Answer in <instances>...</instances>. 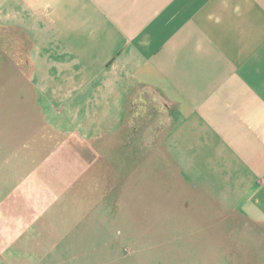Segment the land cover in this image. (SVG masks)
I'll list each match as a JSON object with an SVG mask.
<instances>
[{
  "label": "crops",
  "instance_id": "1",
  "mask_svg": "<svg viewBox=\"0 0 264 264\" xmlns=\"http://www.w3.org/2000/svg\"><path fill=\"white\" fill-rule=\"evenodd\" d=\"M0 13L23 29L41 108L118 134L134 172L168 190L152 204L181 203L178 187L189 220H242L264 242V0H0ZM33 211L10 242L31 259L13 262L63 264L35 220L71 214Z\"/></svg>",
  "mask_w": 264,
  "mask_h": 264
},
{
  "label": "rangeland",
  "instance_id": "2",
  "mask_svg": "<svg viewBox=\"0 0 264 264\" xmlns=\"http://www.w3.org/2000/svg\"><path fill=\"white\" fill-rule=\"evenodd\" d=\"M23 40V29H9L0 13L1 250L30 225L24 212L35 208L71 214L63 223L60 216L35 220L49 244L54 237L63 264H264L263 238L248 236L247 222L223 227L214 214L189 220L177 186L181 203L152 204L168 200V190L154 188L151 172H134L118 134L110 139L103 125H73L71 109L41 108L47 94ZM14 259L31 257L14 245L0 253V264Z\"/></svg>",
  "mask_w": 264,
  "mask_h": 264
}]
</instances>
